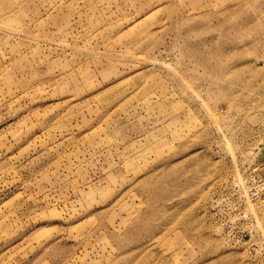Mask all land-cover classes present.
Returning <instances> with one entry per match:
<instances>
[{
  "label": "rangeland",
  "instance_id": "rangeland-1",
  "mask_svg": "<svg viewBox=\"0 0 264 264\" xmlns=\"http://www.w3.org/2000/svg\"><path fill=\"white\" fill-rule=\"evenodd\" d=\"M0 264H264V0H0Z\"/></svg>",
  "mask_w": 264,
  "mask_h": 264
}]
</instances>
